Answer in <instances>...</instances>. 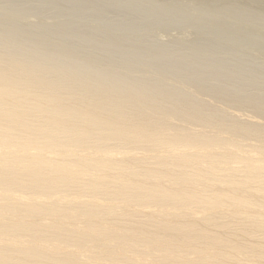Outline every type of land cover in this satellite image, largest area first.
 <instances>
[{"label": "bare ground", "instance_id": "obj_1", "mask_svg": "<svg viewBox=\"0 0 264 264\" xmlns=\"http://www.w3.org/2000/svg\"><path fill=\"white\" fill-rule=\"evenodd\" d=\"M2 32L0 264H264V93Z\"/></svg>", "mask_w": 264, "mask_h": 264}, {"label": "rangeland", "instance_id": "obj_2", "mask_svg": "<svg viewBox=\"0 0 264 264\" xmlns=\"http://www.w3.org/2000/svg\"><path fill=\"white\" fill-rule=\"evenodd\" d=\"M0 30L123 78L264 93V0H0Z\"/></svg>", "mask_w": 264, "mask_h": 264}]
</instances>
